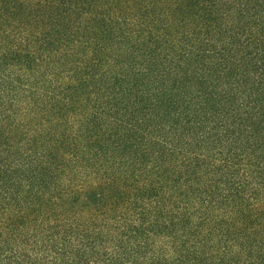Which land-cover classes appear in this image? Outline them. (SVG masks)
Instances as JSON below:
<instances>
[{
    "label": "trees",
    "instance_id": "trees-1",
    "mask_svg": "<svg viewBox=\"0 0 264 264\" xmlns=\"http://www.w3.org/2000/svg\"><path fill=\"white\" fill-rule=\"evenodd\" d=\"M0 264H264V0H0Z\"/></svg>",
    "mask_w": 264,
    "mask_h": 264
}]
</instances>
